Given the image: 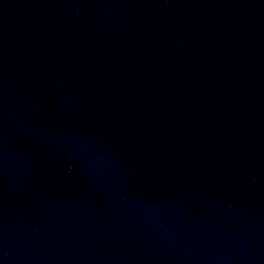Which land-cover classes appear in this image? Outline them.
<instances>
[{"label":"water","instance_id":"95a60500","mask_svg":"<svg viewBox=\"0 0 264 264\" xmlns=\"http://www.w3.org/2000/svg\"><path fill=\"white\" fill-rule=\"evenodd\" d=\"M0 264H264V0H0Z\"/></svg>","mask_w":264,"mask_h":264}]
</instances>
